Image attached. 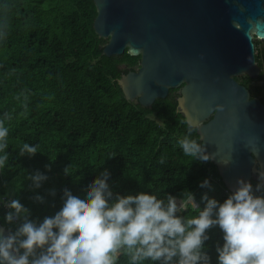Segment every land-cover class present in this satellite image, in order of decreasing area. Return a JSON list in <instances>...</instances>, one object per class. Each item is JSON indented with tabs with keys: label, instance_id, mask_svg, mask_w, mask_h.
Returning <instances> with one entry per match:
<instances>
[{
	"label": "trees",
	"instance_id": "16d2710c",
	"mask_svg": "<svg viewBox=\"0 0 264 264\" xmlns=\"http://www.w3.org/2000/svg\"><path fill=\"white\" fill-rule=\"evenodd\" d=\"M97 14L93 0H0V118L12 115L5 124L9 159L0 169V199H18L30 219L42 221L62 207L65 188L83 196L107 169L112 190L121 195L166 199L187 189L200 209L205 194L222 203L230 194L216 166L185 156L180 147L185 136L202 142L177 109L178 89L151 109L127 101L119 81L139 69L141 57L128 50L106 57L107 40L94 29ZM254 43L262 74L238 82L264 104V42ZM24 143L39 145L38 153L21 157ZM37 171L48 177L38 189L28 179ZM205 180L211 188L200 187ZM37 195L45 202H36ZM197 212L189 207L183 214ZM6 213L0 206V225L8 227ZM208 235L205 248L217 264L223 234L214 228Z\"/></svg>",
	"mask_w": 264,
	"mask_h": 264
},
{
	"label": "water",
	"instance_id": "95a60500",
	"mask_svg": "<svg viewBox=\"0 0 264 264\" xmlns=\"http://www.w3.org/2000/svg\"><path fill=\"white\" fill-rule=\"evenodd\" d=\"M106 57H141L122 77L125 99L151 109L178 89L177 109L196 129L228 192L264 170V104L238 78L259 79L264 0H93ZM224 165L222 162H227ZM2 226V225H0Z\"/></svg>",
	"mask_w": 264,
	"mask_h": 264
},
{
	"label": "clouds",
	"instance_id": "9594fccd",
	"mask_svg": "<svg viewBox=\"0 0 264 264\" xmlns=\"http://www.w3.org/2000/svg\"><path fill=\"white\" fill-rule=\"evenodd\" d=\"M4 35L0 33V39ZM11 119L8 112L0 118V169L9 159L5 124ZM179 144L185 156L203 163L212 159L189 136ZM38 148L24 143L19 155L35 156ZM70 169H64L65 175H70ZM254 172L255 186L238 179L222 203L205 194L203 209L187 189L179 197L167 194L166 199L149 192L116 193L107 169L90 182L83 196L65 188L62 207L42 221L30 219V210L11 199L4 203L9 209L4 217L8 227L0 226V264H119L121 257L128 264H211L205 244L214 228L223 234L222 246L217 243L215 248L217 264H264V170ZM28 179L38 189L48 177L37 171ZM200 187L211 185L205 180ZM55 194L54 189L50 191ZM34 199L45 202L39 195ZM189 207L198 209L197 214L184 215Z\"/></svg>",
	"mask_w": 264,
	"mask_h": 264
},
{
	"label": "built area",
	"instance_id": "2783aa9c",
	"mask_svg": "<svg viewBox=\"0 0 264 264\" xmlns=\"http://www.w3.org/2000/svg\"><path fill=\"white\" fill-rule=\"evenodd\" d=\"M228 194H230V193H228ZM9 200H11V199H4V198L0 199V206H1L2 209L5 210L6 212H8L9 209H7V208L4 207V203H5L6 201H9Z\"/></svg>",
	"mask_w": 264,
	"mask_h": 264
},
{
	"label": "rangeland",
	"instance_id": "374dc122",
	"mask_svg": "<svg viewBox=\"0 0 264 264\" xmlns=\"http://www.w3.org/2000/svg\"><path fill=\"white\" fill-rule=\"evenodd\" d=\"M177 94H178V96H179V93H177ZM178 96H177V97H178Z\"/></svg>",
	"mask_w": 264,
	"mask_h": 264
},
{
	"label": "flooded vegetation",
	"instance_id": "af4514ba",
	"mask_svg": "<svg viewBox=\"0 0 264 264\" xmlns=\"http://www.w3.org/2000/svg\"><path fill=\"white\" fill-rule=\"evenodd\" d=\"M137 71H138V70H137ZM137 71H136V72H137Z\"/></svg>",
	"mask_w": 264,
	"mask_h": 264
},
{
	"label": "bare ground",
	"instance_id": "6f19581e",
	"mask_svg": "<svg viewBox=\"0 0 264 264\" xmlns=\"http://www.w3.org/2000/svg\"><path fill=\"white\" fill-rule=\"evenodd\" d=\"M217 168V167H216Z\"/></svg>",
	"mask_w": 264,
	"mask_h": 264
}]
</instances>
